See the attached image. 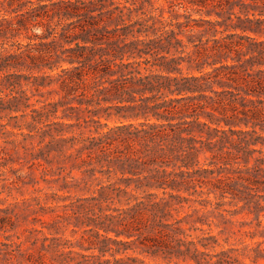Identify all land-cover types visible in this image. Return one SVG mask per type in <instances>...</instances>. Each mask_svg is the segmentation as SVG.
I'll return each mask as SVG.
<instances>
[{
    "label": "trees",
    "instance_id": "obj_1",
    "mask_svg": "<svg viewBox=\"0 0 264 264\" xmlns=\"http://www.w3.org/2000/svg\"><path fill=\"white\" fill-rule=\"evenodd\" d=\"M159 1L0 0V166L16 134L40 138L38 165L55 152L60 190L88 194L99 254L86 264H245L200 250L184 225L210 226L225 198L261 225L264 0ZM203 188L217 201L197 199ZM185 204L212 210L180 217Z\"/></svg>",
    "mask_w": 264,
    "mask_h": 264
},
{
    "label": "rangeland",
    "instance_id": "obj_2",
    "mask_svg": "<svg viewBox=\"0 0 264 264\" xmlns=\"http://www.w3.org/2000/svg\"><path fill=\"white\" fill-rule=\"evenodd\" d=\"M159 2L167 8V3L164 0ZM183 12V9H179V13ZM187 13L194 18L199 17L189 9ZM164 16L168 18L169 14L165 12ZM37 98L34 97L31 102L34 103ZM45 99L54 101L58 99V95L56 93L45 94L40 100ZM57 115L60 116L61 113L58 112ZM57 120L51 117L49 122ZM101 121L104 122L103 119ZM49 122L47 121V123ZM108 125L112 126L114 122L108 121ZM8 129L11 128L8 127ZM14 131L19 132L17 129ZM79 131L78 128H74L73 132L66 133L65 136L78 135ZM14 138L17 142L15 147H7L9 148L7 153L10 154L8 158L13 160L12 163L8 162L7 166H0V209L10 212L11 220L14 223L12 230H0V264H32L31 261H26V255L29 252L34 256L43 252L45 254L42 260L43 264L96 262L91 255H98L99 252L95 248L94 235L89 231L90 227L86 225L85 219L89 217L86 216V213L90 210V202L79 200V198H86L88 194L85 191L60 190L61 181L57 180L58 165L55 162V152L48 154V159L52 161L49 165L40 161L43 165L41 166L36 160H32V154L39 152L40 138L38 136L29 138L16 134ZM46 140L48 141V138ZM12 148L14 150H11ZM71 175L76 179L79 177L77 171H73ZM31 180L36 184L32 185ZM202 192V197L196 196L197 199L207 198L213 202L217 201V197L213 193L206 194V188H203ZM260 195L262 197L261 204L264 205V192H260ZM66 196L68 197L66 198ZM63 198L65 199L63 200ZM229 201L228 198H225L224 205L219 210H213V214L209 218L210 221H208L210 226L196 223L194 226L201 230L192 231L190 224H186L184 225L185 230L192 237L209 244L207 249L199 246L200 250L208 253L231 251L230 256L240 259L245 264H264V258L255 263L252 262L251 258L254 252L248 253L247 250H244L245 247L253 250L259 248L262 250L261 255L264 256V211L260 213L261 225L258 227L254 213L247 209L242 210L238 208L241 204L235 206ZM189 205L185 204L184 208L180 210V217L191 213L193 208L201 211L212 210L210 205L207 207L199 204L191 207ZM3 215L4 212H0V217ZM210 236L217 239L216 244L205 240ZM9 243L14 244L7 247ZM7 251H11V257L10 255L3 256V253ZM126 254L136 255L137 253L129 250ZM104 258L110 259V254H106ZM140 258H144L147 264H166L159 259L154 260L143 256ZM33 264H36L35 261Z\"/></svg>",
    "mask_w": 264,
    "mask_h": 264
}]
</instances>
